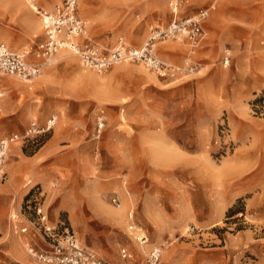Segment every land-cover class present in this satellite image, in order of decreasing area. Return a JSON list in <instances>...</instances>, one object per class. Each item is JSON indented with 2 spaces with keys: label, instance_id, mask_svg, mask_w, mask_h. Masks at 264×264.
Here are the masks:
<instances>
[{
  "label": "rangeland",
  "instance_id": "obj_1",
  "mask_svg": "<svg viewBox=\"0 0 264 264\" xmlns=\"http://www.w3.org/2000/svg\"><path fill=\"white\" fill-rule=\"evenodd\" d=\"M61 1L0 0V43L34 51L45 36L32 4ZM168 1L82 0L87 41L106 53L140 47L168 25ZM182 1L186 15L210 0ZM202 26L195 49L157 44L163 60L196 65L180 76L135 60L95 71L62 50L35 78L4 79L16 89L0 104V137L50 115L58 123L49 139L9 152L0 264H56L31 253L52 248L39 207L58 236L74 232L110 264H147L156 246L157 264H264V0H219Z\"/></svg>",
  "mask_w": 264,
  "mask_h": 264
},
{
  "label": "built area",
  "instance_id": "obj_2",
  "mask_svg": "<svg viewBox=\"0 0 264 264\" xmlns=\"http://www.w3.org/2000/svg\"><path fill=\"white\" fill-rule=\"evenodd\" d=\"M82 0H62L52 10L38 8L37 12L41 17L42 26L45 30V38L34 51L21 53L12 49L6 43H0V79L4 76H15L22 80H31L42 73L45 65L52 64L56 56L62 50H70L78 56L83 65L91 70L104 71L123 61H140L145 63L151 70L157 71L163 77L180 76L187 70L194 71L196 65L190 64L187 68L175 65L163 60L157 53L158 42L175 39L179 42H190L192 48L199 44L203 38V20L213 9L218 0H211L207 5L197 9L192 15H182V1L170 0L168 6L173 13V19L167 26L160 27L153 32L146 43L140 47H120L111 52H104L95 44L87 41V26L79 15V4ZM85 38V41H81ZM31 55V56H30ZM229 56H225V64ZM0 91V97H1ZM58 123V117L52 115L45 124L37 120L30 122L24 133H13L10 136L0 137V180H7V172L4 171L6 161L10 155L12 144L16 142L38 144L41 139L45 140ZM104 125V124H103ZM100 125L101 127L103 126ZM113 204L121 206L118 197L112 199ZM39 221L42 223L48 239L52 245L50 251L35 250L33 246L31 253L46 263L56 264H110L104 257L91 248L84 245L74 232L67 230L66 234L58 236L56 227L49 223L48 215L42 207L38 209ZM131 229L135 230L136 225L132 224ZM192 225L189 231H194ZM22 233L28 232V226L20 227ZM137 239L148 243L146 235L138 236ZM162 255L160 247L156 246L149 252L147 264H157ZM122 256L127 257L126 248H122Z\"/></svg>",
  "mask_w": 264,
  "mask_h": 264
},
{
  "label": "crops",
  "instance_id": "obj_3",
  "mask_svg": "<svg viewBox=\"0 0 264 264\" xmlns=\"http://www.w3.org/2000/svg\"><path fill=\"white\" fill-rule=\"evenodd\" d=\"M169 1H170V0H169ZM169 1H168V2H169ZM181 1H182V0H181ZM210 1H211V0H210ZM210 1H209V2H210ZM182 2H183V1H182ZM209 2H208V3H209ZM208 3H207V4H208ZM218 3H219V0H218L217 4L215 5V7H214L213 9H210V10H209V11H210L209 14H210V13L216 8V6L218 5ZM58 4H59V3H58ZM207 4H205V5H207ZM32 5H33V7H37V5H36L35 3H33ZM54 6H55V5H54ZM182 6H183V7H182V11H181V12H182V14L184 15V10H185L188 6H187V4H185V3H184V4L182 3ZM202 6H204V5H202ZM37 8H38V7H37ZM53 8H54V7H53ZM53 8H52V9H53ZM199 8H200V7H199ZM52 9H50V10H52ZM197 9H198V8H197ZM197 9L194 10V12L186 13V14H187V15H192L193 13H196V12H197ZM171 12H172V11H171ZM209 14H208V15H209ZM172 15H173V13H172ZM208 15H207V16H208ZM207 16H206V17H207ZM172 19H173V16H172L171 20H172ZM171 20H170V21H171ZM41 21H42V20H41ZM170 21H169V22H170ZM169 22H168V23H169ZM166 26H167V25H166ZM42 27H43V26H42ZM43 32H44V36H45V30H44V27H43ZM43 40H44V39H43ZM43 40H42V41H43ZM42 41H40V42H42ZM81 41H85V38H81ZM40 42H39V43H40ZM37 46H38V44H37ZM37 46H36V47H37ZM35 49H36V48H35ZM65 52H66V51H65ZM157 53H158V50H157ZM158 55H159V54H158ZM9 76H10V75H9ZM9 76H4V77H2V78L0 79V91H1V93H2V94H1V97H0V104H1L2 101L4 100L3 98H4L5 95H6V90H7V88H9V87H7V83L4 82V79L6 78V81H7V79H8L7 77H9ZM19 79H20V78H19ZM19 87H21V86H19ZM10 88H11V87H10ZM10 88H9V89H10ZM11 89H16V88H11ZM51 116H52V115H50V117H51ZM50 117H48V118H50ZM48 118H47V119H48ZM47 119H46V121H47ZM34 120H37V121H38L39 123H41V124H45V123H46V121H45V122H41V121H39L38 119H34ZM32 121H33V120H32ZM29 124H30V123H29ZM28 126H29V125H28ZM54 129H55V128H54ZM54 129H53V131H54ZM53 131H51V132L49 133V136L52 134ZM24 132H25V131H24ZM24 132H23V133H24ZM12 134H13V133H12ZM18 134H22V133H18ZM5 137H6V136H5ZM50 137H51V136H50ZM47 138H48V137H47ZM48 139H49V138H48ZM48 139H47V140H48ZM47 140L45 141V143L47 142ZM17 143H18V142L12 144L11 148H12L13 146H15ZM22 144H24V143L22 142ZM10 150H11V149H10ZM20 167H21L22 169H28V168H29V164H28L27 162H26V163H22V164L20 165ZM113 198H114V197H113ZM119 200H120V199H119ZM120 201H121V200H120ZM121 205H122V204H121ZM118 208H120V207H118ZM113 216H114V215H113ZM130 216H131L130 220L136 225V223H135V221H134V219H133V216H134V215L132 216V214H130ZM115 218L118 220L117 217H115ZM146 237H147V236H146ZM147 238H148V237H147ZM149 240H150V238H149ZM3 242H4V241H3ZM126 249H127V248H126ZM121 254H122V253H121Z\"/></svg>",
  "mask_w": 264,
  "mask_h": 264
},
{
  "label": "bare ground",
  "instance_id": "obj_4",
  "mask_svg": "<svg viewBox=\"0 0 264 264\" xmlns=\"http://www.w3.org/2000/svg\"><path fill=\"white\" fill-rule=\"evenodd\" d=\"M33 8H35V9H36V11L38 10V9H37V7H33ZM37 13H38V12H37ZM27 19H28V21H29V22L33 23V21H32V18H31V17H28ZM177 41H178V40H177ZM64 50H65V51H67V52H68V51L70 52V50H66V49H64ZM74 55H75V54H74ZM14 77H15V76H14ZM24 81H25V80H24ZM120 207H121V206H120ZM122 212H123V211H122V209H121V210H119V212H117L118 216H119V214L121 215V214H122ZM142 244H144V243L142 242ZM141 249H142V248H141ZM137 253H139V251H137Z\"/></svg>",
  "mask_w": 264,
  "mask_h": 264
}]
</instances>
